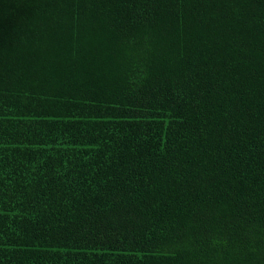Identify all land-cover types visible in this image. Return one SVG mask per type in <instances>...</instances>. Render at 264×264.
<instances>
[{"label": "trees", "instance_id": "1", "mask_svg": "<svg viewBox=\"0 0 264 264\" xmlns=\"http://www.w3.org/2000/svg\"><path fill=\"white\" fill-rule=\"evenodd\" d=\"M0 264H264V0H0Z\"/></svg>", "mask_w": 264, "mask_h": 264}]
</instances>
